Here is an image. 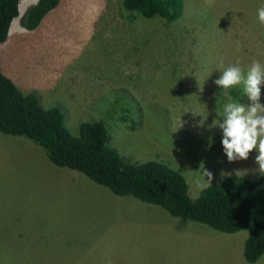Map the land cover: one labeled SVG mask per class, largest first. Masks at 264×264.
<instances>
[{
	"label": "rangeland",
	"instance_id": "374dc122",
	"mask_svg": "<svg viewBox=\"0 0 264 264\" xmlns=\"http://www.w3.org/2000/svg\"><path fill=\"white\" fill-rule=\"evenodd\" d=\"M122 1L59 0L38 28L0 43L1 67L43 107H59L73 135L83 122L105 119L121 155L169 164L192 198L222 172L261 175L255 149L229 162L222 130L209 126L228 102L214 83L221 68L238 62L246 74L253 59L264 64V0H184L173 21L131 18ZM36 2L20 0L17 16ZM229 95L251 103L242 84ZM247 235L116 195L54 165L32 140L0 132V264H264V255L244 259Z\"/></svg>",
	"mask_w": 264,
	"mask_h": 264
},
{
	"label": "trees",
	"instance_id": "16d2710c",
	"mask_svg": "<svg viewBox=\"0 0 264 264\" xmlns=\"http://www.w3.org/2000/svg\"><path fill=\"white\" fill-rule=\"evenodd\" d=\"M19 2L0 0V43L8 37ZM58 2L37 0L24 19L21 17V24L28 30L37 28ZM122 6L131 18L157 16L173 21L182 13L184 0H123ZM0 132L32 140L54 165L77 170L116 195H131L160 206L173 217L205 224L216 231L234 233L245 229L244 259L254 263L264 255V175H228L192 198L184 175L169 164L155 159L139 162L121 155L110 143L105 119L83 122L79 134L73 135L59 107H43L34 93L24 92L15 84L1 65Z\"/></svg>",
	"mask_w": 264,
	"mask_h": 264
},
{
	"label": "clouds",
	"instance_id": "9594fccd",
	"mask_svg": "<svg viewBox=\"0 0 264 264\" xmlns=\"http://www.w3.org/2000/svg\"><path fill=\"white\" fill-rule=\"evenodd\" d=\"M257 18L259 23L264 25V5L257 9ZM221 71L222 75L214 83L228 98V102L223 105L222 110H215L219 120H213L209 127L222 130L221 142L229 162L247 160L255 149L258 153L255 157L257 171L264 175V104L260 102L261 85L264 84V64L253 59L246 74L238 62L222 67ZM241 84L244 94L251 101L247 106L232 101L229 95L230 90ZM192 112L194 115H201ZM206 120L207 117H204L199 121V125L203 126ZM203 174L211 183L212 173L203 169ZM221 178H225V173H221Z\"/></svg>",
	"mask_w": 264,
	"mask_h": 264
},
{
	"label": "crops",
	"instance_id": "0c3cea01",
	"mask_svg": "<svg viewBox=\"0 0 264 264\" xmlns=\"http://www.w3.org/2000/svg\"><path fill=\"white\" fill-rule=\"evenodd\" d=\"M78 18V20H81L82 18H83V16H81L80 14H78V16H77ZM13 22L11 23V25H10V28H9V32H8V37H7V39L4 41V42H7L8 41V39H9V37H10V35L11 34H14V36H15V34H17V33H21V32H24V31H30V30H28V29H26L22 24H21V22H20V18L17 16V17H15L13 20H12ZM16 22V23H15ZM42 22V21H41ZM14 23H15V25H14ZM13 25H14V32H13ZM40 25V24H39ZM39 27V26H38ZM37 27V28H38ZM1 69H2V71L4 72V68L3 67H1ZM5 73V72H4ZM6 74V73H5ZM7 76H9L8 74H6ZM10 77V76H9ZM11 78V77H10ZM12 79V78H11ZM15 83V82H14ZM16 84V83H15ZM17 84L19 85V86H23L19 81H17ZM18 86V87H19ZM20 88V87H19ZM21 89V88H20ZM22 90V89H21ZM22 91H24V90H22ZM24 92H28V91H24Z\"/></svg>",
	"mask_w": 264,
	"mask_h": 264
}]
</instances>
